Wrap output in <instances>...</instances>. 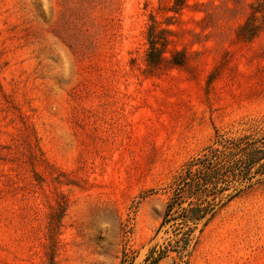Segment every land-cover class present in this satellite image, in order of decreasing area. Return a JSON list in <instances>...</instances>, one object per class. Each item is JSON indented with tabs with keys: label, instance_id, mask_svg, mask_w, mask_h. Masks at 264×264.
Segmentation results:
<instances>
[{
	"label": "rangeland",
	"instance_id": "rangeland-1",
	"mask_svg": "<svg viewBox=\"0 0 264 264\" xmlns=\"http://www.w3.org/2000/svg\"><path fill=\"white\" fill-rule=\"evenodd\" d=\"M257 9L0 0V264H145L173 176L264 118ZM188 264H264V183L217 212Z\"/></svg>",
	"mask_w": 264,
	"mask_h": 264
},
{
	"label": "trees",
	"instance_id": "trees-1",
	"mask_svg": "<svg viewBox=\"0 0 264 264\" xmlns=\"http://www.w3.org/2000/svg\"><path fill=\"white\" fill-rule=\"evenodd\" d=\"M253 7L264 20V0H234ZM257 18H255L256 20ZM246 38L255 36L257 26L246 22L240 29ZM155 49V48H154ZM250 131L238 135L216 132L212 145L191 158L164 188L168 197L155 231L168 237L148 251L145 264H158L174 253L188 264L200 234L234 198L264 183V118ZM175 260L173 264H178ZM123 259L121 264H126Z\"/></svg>",
	"mask_w": 264,
	"mask_h": 264
}]
</instances>
